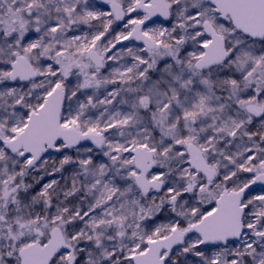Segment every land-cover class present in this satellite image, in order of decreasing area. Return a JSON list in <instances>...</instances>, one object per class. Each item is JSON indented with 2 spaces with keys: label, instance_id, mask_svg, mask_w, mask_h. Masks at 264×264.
<instances>
[{
  "label": "snow or ice",
  "instance_id": "6c2138e0",
  "mask_svg": "<svg viewBox=\"0 0 264 264\" xmlns=\"http://www.w3.org/2000/svg\"><path fill=\"white\" fill-rule=\"evenodd\" d=\"M0 264H264V0H0Z\"/></svg>",
  "mask_w": 264,
  "mask_h": 264
}]
</instances>
